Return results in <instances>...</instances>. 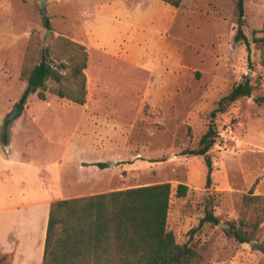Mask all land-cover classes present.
<instances>
[{
    "label": "rangeland",
    "instance_id": "rangeland-1",
    "mask_svg": "<svg viewBox=\"0 0 264 264\" xmlns=\"http://www.w3.org/2000/svg\"><path fill=\"white\" fill-rule=\"evenodd\" d=\"M243 12L239 18L236 0L177 8L159 0H0V245L17 246L16 264H39L44 209L34 203L159 183L171 188L167 230L195 253L188 264H264L252 247L264 246V221L256 230L239 224L255 215L244 196H264V105L256 102L264 97V0H243ZM238 30L248 45L235 42ZM34 36L42 50L58 36L85 46V103L32 94L6 123L26 85L20 73ZM245 81L251 95L211 120ZM211 121L207 185L205 158L183 153ZM96 162L108 167L84 166ZM207 213L229 228L205 223L190 234ZM236 230L250 241L238 243ZM1 246L0 264H10Z\"/></svg>",
    "mask_w": 264,
    "mask_h": 264
},
{
    "label": "trees",
    "instance_id": "trees-1",
    "mask_svg": "<svg viewBox=\"0 0 264 264\" xmlns=\"http://www.w3.org/2000/svg\"><path fill=\"white\" fill-rule=\"evenodd\" d=\"M160 1L177 8L183 0ZM236 8L238 17L242 18L243 0H236ZM44 26L50 30L48 20ZM234 40H242L248 45L240 30ZM257 41L264 46V38ZM86 66L84 45L63 36L50 37L43 51L38 37H31L20 73L26 85L19 103L23 105L32 94L44 101L45 93L49 91L60 99L84 105ZM48 82L53 83L52 87H48ZM251 91L252 85L248 81L235 85L210 112V119L224 112L229 103L250 96ZM256 102L264 105V97L257 98ZM216 137L211 121L197 147L183 153L205 158L207 185L212 170L207 153ZM93 165L99 169L108 167L107 163ZM170 190L169 183H159L51 202L41 264H188L195 255L193 249L187 243L178 244L173 233L167 230ZM186 192V185L177 186V197H184ZM243 199L247 207H254L255 215L253 220L239 224L256 230L264 221V196L246 195ZM205 223L218 225L219 221L207 213L190 234ZM234 238L241 244L250 241L246 233L239 230L234 232Z\"/></svg>",
    "mask_w": 264,
    "mask_h": 264
},
{
    "label": "crops",
    "instance_id": "crops-1",
    "mask_svg": "<svg viewBox=\"0 0 264 264\" xmlns=\"http://www.w3.org/2000/svg\"><path fill=\"white\" fill-rule=\"evenodd\" d=\"M160 1V0H159ZM80 106V105H79ZM80 108V107H79ZM96 163H104V162H96ZM95 163H89V164H84V166H88V167H96L95 165H93ZM114 164V163H113ZM111 164V165H113ZM98 168V167H97ZM99 169V168H98ZM106 169V168H105ZM100 170H103V169H100ZM34 206L36 205H42L43 206V216H44V222L41 226V242H40V250H39V264H41L42 262V253H43V245H44V239H45V231H46V224H47V218H48V210H49V203L47 204H44L43 202H39V203H34L33 204ZM27 206L29 205H22V206H19L21 209H25ZM18 242V240L15 241V243ZM18 245V244H17ZM1 246V245H0ZM16 248L17 246L15 245V247L11 250H5L2 246H1V249H2V252L5 253V254H11V260H10V264H16V258H17V255H16ZM19 255V254H18Z\"/></svg>",
    "mask_w": 264,
    "mask_h": 264
},
{
    "label": "water",
    "instance_id": "water-1",
    "mask_svg": "<svg viewBox=\"0 0 264 264\" xmlns=\"http://www.w3.org/2000/svg\"><path fill=\"white\" fill-rule=\"evenodd\" d=\"M40 7H41V10H42V13H43V17L45 19L46 17V14H47V9L45 7V2L44 1H41L40 2ZM43 50H44V46H43ZM24 108V105L20 104L19 102L18 103H15L12 107V110H11V113L9 115L6 116L5 118V122L6 123H9L10 121L16 119L22 112ZM113 164V163H111ZM218 226L224 228V229H228L229 226L228 225H223V224H218ZM252 247L258 249V250H261L264 252V246H261V245H257L255 243L252 244Z\"/></svg>",
    "mask_w": 264,
    "mask_h": 264
},
{
    "label": "bare ground",
    "instance_id": "bare-ground-1",
    "mask_svg": "<svg viewBox=\"0 0 264 264\" xmlns=\"http://www.w3.org/2000/svg\"><path fill=\"white\" fill-rule=\"evenodd\" d=\"M120 67H121V66H120ZM92 68H93V67H92ZM122 68H123V67H122ZM114 69H115V68H114ZM120 69H121V68H120ZM120 69H119V70H120ZM119 70H118V71H119ZM124 70H125V69H124ZM89 71H90V70H89ZM96 71H97V70H96ZM93 72H94V71H93ZM97 72H99V71H97ZM100 72H102V71H100ZM115 72H116V71H115ZM120 72H121V71H120ZM128 72H129V70H128ZM113 73H114V72H113ZM123 73H125V71H124ZM123 73H122V74H123ZM122 74L119 75L120 78H121V76L125 77V75H124V74L122 75ZM128 75H130V74H128ZM115 76L118 77V74L116 73ZM92 77H93V76H92ZM129 77H130V76H128V79H129ZM123 79H124V78H123ZM125 79H126V78H125ZM130 79H131V78H130ZM120 80H121V79H120ZM127 81H128V80H127ZM128 82H129V81H128Z\"/></svg>",
    "mask_w": 264,
    "mask_h": 264
}]
</instances>
